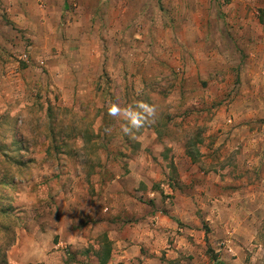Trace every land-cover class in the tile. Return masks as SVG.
I'll return each instance as SVG.
<instances>
[{
  "label": "rangeland",
  "instance_id": "374dc122",
  "mask_svg": "<svg viewBox=\"0 0 264 264\" xmlns=\"http://www.w3.org/2000/svg\"><path fill=\"white\" fill-rule=\"evenodd\" d=\"M34 5L0 0V264H264V0Z\"/></svg>",
  "mask_w": 264,
  "mask_h": 264
},
{
  "label": "crops",
  "instance_id": "0c3cea01",
  "mask_svg": "<svg viewBox=\"0 0 264 264\" xmlns=\"http://www.w3.org/2000/svg\"><path fill=\"white\" fill-rule=\"evenodd\" d=\"M35 1H36V5L38 6V9L40 10V14H39V17L42 19V22H43V20L44 21H46L50 16L48 15L47 16V8L48 7H55V6H58V8H62L64 5H65V1H67V0H6V5L7 6H13V8H18L19 6H22L21 7V9H22V11H23V9H25L26 11H27V13H25V11H23L24 12V14H22V12H21V17L23 18L24 17V19H25V21L27 22V21H29V19L31 18L29 15V10H28V8H31V7H34L35 5H34V3H35ZM5 5V4H4ZM15 16H10L11 17V19H13V20H18L19 18H20V15H19V13H17V14H14ZM227 17H225L224 19H226ZM224 19H222L221 21L222 22H224L225 23V20ZM234 20H236V19H234ZM24 20H22V22H23ZM236 21H239L240 22V20H239V18H238V20H236ZM242 31H244V30H242ZM200 33V32H199ZM240 34L242 33V32H239ZM254 34H256V32H254ZM250 35H252V33L250 32ZM248 36H245V38H247ZM250 37V36H249ZM252 38V37H251ZM187 39H189V41H192V39H193V37L190 35V36H187ZM18 74V73H17ZM13 87V86H12ZM7 92H4L3 93V91L0 89V103H10V102H18V100L19 101H21L20 100V97H19V91L20 90H16V91H13V88H11V85H9L8 87H7ZM4 95V96H3ZM26 102V101H25ZM14 112L13 111H9V110H5V109H1L0 110V116H2V115H5L7 118L10 116V117H14L15 118V114H13ZM27 112L26 111H22V113L20 112L19 114L18 113H16V114H18L17 115V117L19 118V117H23L25 114H26ZM12 130L13 128H8L7 130L6 129H3L4 130V132H3V134H5L6 135V137L4 138V139H1L2 140V142H4V144H6V147H7V149H9L10 148V141H11V137H12V132H13V130H12V132H8V130ZM3 136V135H2ZM4 137V136H3ZM10 140V141H9ZM9 142V143H8ZM6 147H4L3 145L1 146V148L0 149H5ZM35 164V163H34ZM28 165V164H27ZM3 166H5V165H2V164H0V167H3ZM7 166V165H6ZM9 166L11 167V168H13V169H18V168H21V167H18L17 165H15V164H13L12 162H10V164H9ZM2 169H0V180H1V178H2ZM33 178V177H32ZM32 178H28L27 179V181H26V184H28V185H25L23 188V193L24 192H26V190H27V188L28 189H31V187H32V182L34 181H36L34 178L32 179ZM3 180L4 179H2V181L1 182H3ZM14 181H15V183H16V189L15 190H17V189H20V188H22V186L19 188V186H18V180H17V178L16 179H14ZM22 183H23V181H22ZM1 187H2V185H0V192H1ZM22 191V190H21ZM12 192H15V191H12ZM19 193V191H16V194H18ZM25 194V193H24ZM162 222V223H161ZM160 223L162 224V227L163 228H159V229H162V231L164 232V230H166L167 229V227H169V229L170 228H176V226H175V224H173L172 223V220L171 219H169V218H167L166 216H164V217H162L161 219H160ZM159 227H161V226H159ZM190 230V229H189ZM159 231H161V230H159ZM58 235H59V244H57V245H61L62 244V241H64V239H61V235H60V233H59V231H57L56 232ZM197 235H201V236H203V231L202 230H200V231H198V233H197ZM198 241H200V240H198ZM192 246V245H191ZM58 247V246H57ZM127 252V249H122L121 250V253H120V255H119V257H122V258H119V261H123V262H125L124 261V259H127V258H125V254L124 253H126ZM116 254V253H115ZM115 256H118V254H116ZM123 259V260H122ZM198 259H200V257L199 256H196L195 255V260H193L192 259V261H198ZM117 264H125V263H117Z\"/></svg>",
  "mask_w": 264,
  "mask_h": 264
},
{
  "label": "clouds",
  "instance_id": "9594fccd",
  "mask_svg": "<svg viewBox=\"0 0 264 264\" xmlns=\"http://www.w3.org/2000/svg\"><path fill=\"white\" fill-rule=\"evenodd\" d=\"M107 114L122 121L121 132L135 139L136 133L147 125L154 124L158 118V109L154 104L139 100L135 105L122 106L118 101L108 105ZM111 132V129H105Z\"/></svg>",
  "mask_w": 264,
  "mask_h": 264
},
{
  "label": "trees",
  "instance_id": "16d2710c",
  "mask_svg": "<svg viewBox=\"0 0 264 264\" xmlns=\"http://www.w3.org/2000/svg\"><path fill=\"white\" fill-rule=\"evenodd\" d=\"M107 247H106V250H105V253H104V258H102V259H99V263L98 264H106V262L108 261V259H109V257H110V249H109V245L107 244L106 245Z\"/></svg>",
  "mask_w": 264,
  "mask_h": 264
},
{
  "label": "built area",
  "instance_id": "2783aa9c",
  "mask_svg": "<svg viewBox=\"0 0 264 264\" xmlns=\"http://www.w3.org/2000/svg\"><path fill=\"white\" fill-rule=\"evenodd\" d=\"M22 57H23V58H26V54H22ZM41 63H42V61H41Z\"/></svg>",
  "mask_w": 264,
  "mask_h": 264
}]
</instances>
